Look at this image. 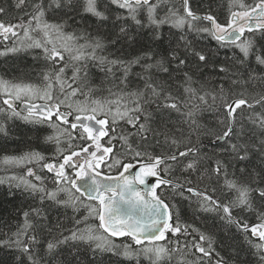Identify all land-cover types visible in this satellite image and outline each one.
<instances>
[{
	"label": "snow or ice",
	"instance_id": "1",
	"mask_svg": "<svg viewBox=\"0 0 264 264\" xmlns=\"http://www.w3.org/2000/svg\"><path fill=\"white\" fill-rule=\"evenodd\" d=\"M214 5L0 3V57L42 62L0 76V138L29 126L0 185L31 201L0 264H264V0Z\"/></svg>",
	"mask_w": 264,
	"mask_h": 264
},
{
	"label": "trees",
	"instance_id": "2",
	"mask_svg": "<svg viewBox=\"0 0 264 264\" xmlns=\"http://www.w3.org/2000/svg\"><path fill=\"white\" fill-rule=\"evenodd\" d=\"M3 0H0V3H2ZM11 0H9V3ZM247 2L252 3L253 0H247ZM216 5H223L224 7L217 8V12L220 15L221 20H223L227 5V0H216ZM214 5V7L216 6ZM14 11V10H13ZM213 46H215V42H210ZM227 50H224L222 52V56ZM229 55L231 53H228ZM42 67V62L37 63L32 59V54L29 53H21L18 56H9V57H0V76L6 78V79H23L28 82L32 83H39V72ZM2 99V98H0ZM205 122H209L212 120V117L210 114L205 113L203 117ZM10 128H11V137L7 140L0 138V145L6 144L8 148L7 154H16L14 150L18 148V141L15 140L17 136H19L21 139H26V137L23 135L28 130V125H26L23 121L15 120L10 121ZM30 135V133H29ZM87 146V145H85ZM19 147H23L22 145H19ZM43 150L45 151V155L51 157L54 150L55 145H45ZM5 153L0 152V155H3ZM19 171V170H17ZM98 171L103 173H108V169H106L104 166H101ZM68 172L71 174L72 170L68 169ZM11 173H5L2 170V167H0V177L10 175ZM50 176V174H48ZM48 187L51 189L53 185L51 184L50 180L48 182ZM7 185H0V229L8 230L9 226H14L16 219H17V212L21 206H26L28 203H31L30 200H27L24 196L17 193V196L15 198H11L7 196ZM159 191V190H158ZM181 214L182 217L185 220H188L189 222L192 221V213L189 209L186 207L181 208ZM53 217L60 216L61 219H63V216L58 211L52 212ZM69 215H71V210H69ZM77 218H81L85 215H87V210L85 208H81L80 211L76 214ZM67 223V221H65ZM88 223L90 224H98V220L90 218ZM170 235V234H169ZM122 240H126V238L117 240V242H120ZM141 264H150L147 258L142 257L141 258ZM172 264H175V261L172 262Z\"/></svg>",
	"mask_w": 264,
	"mask_h": 264
},
{
	"label": "water",
	"instance_id": "3",
	"mask_svg": "<svg viewBox=\"0 0 264 264\" xmlns=\"http://www.w3.org/2000/svg\"><path fill=\"white\" fill-rule=\"evenodd\" d=\"M102 174H104V173H102ZM148 182H149V184H151V183H153V182H155V178H148ZM117 240H121V239H124V238H116Z\"/></svg>",
	"mask_w": 264,
	"mask_h": 264
}]
</instances>
